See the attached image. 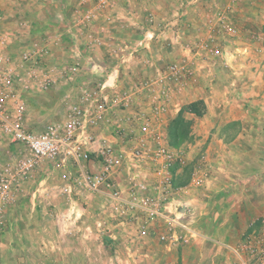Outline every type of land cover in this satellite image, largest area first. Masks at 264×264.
Masks as SVG:
<instances>
[{"label":"rangeland","instance_id":"1","mask_svg":"<svg viewBox=\"0 0 264 264\" xmlns=\"http://www.w3.org/2000/svg\"><path fill=\"white\" fill-rule=\"evenodd\" d=\"M187 1L156 0L149 18H153L154 24L159 28L172 22L177 26L184 17L188 24L199 28L205 24H217L219 31L214 36L210 48L220 49L223 55L215 57L207 51L199 58H194L191 64L192 74L184 82L194 99L183 100L181 103L182 122L171 127L174 133H171L173 135L170 138L169 124L181 111L168 121V141L174 143L172 148L181 156L176 166L175 185L183 190L178 191V196L179 199L184 198L186 192L192 191V188L187 187L197 178L203 177L201 183L205 188L207 182L215 181L217 186L222 184L220 188L225 191L219 192V199L227 202L224 207L226 211L221 214L226 218L223 225L232 226L228 228L232 238L242 237L238 247L246 241H251L257 248L262 241L263 249L264 0H198L193 8L194 15H181ZM121 7L130 9L125 0H0V54H5L14 62L18 72L23 75V80L31 77L32 81L49 76V69L52 67L60 70L70 60L72 49H78L83 56L92 55L95 58L94 50L98 48L93 46V43L100 39L103 46L98 51L101 53L102 48L106 46L107 54L105 53V58L103 55L104 61L99 64L110 67L117 59L116 53H112V45L117 39H125L127 36L131 41L135 39L131 33L123 37L115 31V25L124 24L122 22L129 25L125 18L115 19ZM98 8L110 9V15L101 20L84 17L88 14L94 15ZM221 11L225 14L226 25L236 30L232 36L226 34V28L218 23L217 13ZM208 14L213 16L209 18ZM84 20L90 21L86 24L82 23ZM79 21L82 30L75 32V46L70 41L71 33L59 25L78 24ZM199 33L200 31L196 30L195 36H199ZM2 40L5 45H1ZM45 40L54 43L47 47ZM199 41L207 42L204 39ZM199 44L191 49L197 51ZM52 54L56 57L54 61H51ZM25 55L29 56L27 61H23ZM182 59L183 57H180L167 64L165 61L158 66L163 68ZM76 63L81 64L78 61ZM91 63L82 64L86 69L92 67ZM81 68L83 69L82 65ZM51 72L54 74L52 69ZM89 80L86 79L87 82ZM132 80L125 77L121 82L122 86L128 89ZM83 81L81 74L76 83L80 85ZM97 83L99 80L93 84ZM40 85L41 82L39 86L32 83V87H28L32 90L31 94L28 92L24 95L28 105L29 124L37 130L50 122L63 121L64 112L60 108L64 107L63 98L70 92L68 85L61 80L48 89ZM20 89H23V85ZM76 95L77 93L71 98ZM203 97L208 98L206 103L205 98L195 101ZM71 100L74 102L76 97ZM192 104L201 111V116L190 110L193 108ZM197 117H202V120ZM233 117H241L243 121H232ZM197 121H205V131L210 132L211 136L217 135L224 142H212L207 146L196 139L193 133L196 131L198 134ZM185 122L189 125L183 127ZM241 133L247 135V141L234 143ZM175 134H178V138ZM13 149L15 147L9 146L7 141L0 140L2 162L7 160ZM218 166L222 170L214 171V167ZM42 167L24 184L17 200L8 208V227L0 237V264L180 263V245L176 244L178 251L175 250V253L169 256H162L157 249L156 245L165 243L161 239V224L157 226L154 236L133 240L142 250L149 247L152 250L150 255L140 257L139 261L121 255L116 248L121 241L118 239L116 245L115 242L110 243L108 238L100 234L95 224L98 219L100 221L106 218L98 200L76 199L75 207L71 206V202L63 197L58 189L62 184V174L53 171L50 164H43ZM206 192H209V189ZM231 205H235L232 208L235 212L230 210ZM230 212L240 214L234 218L233 213L229 215ZM202 225L205 231L209 232L212 227V231H216L212 224ZM153 238L155 241H150L149 244L143 242ZM211 248L213 247L207 246L208 252ZM185 264H194V258L191 257Z\"/></svg>","mask_w":264,"mask_h":264},{"label":"built area","instance_id":"2","mask_svg":"<svg viewBox=\"0 0 264 264\" xmlns=\"http://www.w3.org/2000/svg\"><path fill=\"white\" fill-rule=\"evenodd\" d=\"M217 14L226 34L234 35L236 30L226 25L224 12ZM212 40L202 42L197 51L186 49L187 55L181 61L159 68L154 78L141 82L137 88L140 92L156 94L151 100V112L141 106L133 109L134 94L115 91L116 87L107 80L99 84L83 81L76 100H64L63 121L50 122L39 130L29 124L28 105L20 89L23 75L8 56L0 54V140L15 147L5 162L0 159V237L8 227V208L24 184L43 164H50L64 171L58 189L71 206L77 204L76 199L98 200L106 218L95 224L109 241L119 236L113 231H123L133 239L148 238L161 224L164 242H186V233L194 234L193 209L169 198L180 191L175 181L181 156L168 141L164 117L171 100L169 87L184 85L192 74L194 58L207 51L215 57L223 55L220 49L210 48ZM1 45H5L3 40ZM28 59L25 55L23 61ZM62 74L68 83L76 82L82 74L81 64L64 68ZM51 85L52 80L46 76L40 87L48 89ZM119 109L129 110L126 120L137 126L139 134L124 136L126 147L112 143L95 147L93 132ZM202 179H195L189 187L202 185ZM233 252L238 258L250 255L239 264H264L262 241L257 248L246 241Z\"/></svg>","mask_w":264,"mask_h":264},{"label":"crops","instance_id":"3","mask_svg":"<svg viewBox=\"0 0 264 264\" xmlns=\"http://www.w3.org/2000/svg\"><path fill=\"white\" fill-rule=\"evenodd\" d=\"M125 1L128 3L130 9L128 10L126 8L121 7L115 19L125 18L126 20L129 21L128 22L129 25H127L125 22H122L124 24L115 25V31H117L123 37L125 34L131 33L135 39L131 41L128 36L127 37L125 36L126 37L125 39L123 38H120L119 40L117 39V41L112 45V47L114 48L112 50V53L114 55L115 52L116 53L115 56L117 57V59L114 60V64L110 67L99 64V62L101 63V61H104V58L106 56L105 55L106 46L102 48L100 53L98 49L101 48L103 45L101 44L100 39H98V41H94L93 43V46L98 48L94 50L96 52L95 58H93L94 56L92 55H89L88 57L83 56L82 53H79L78 49H72L70 52L71 55L70 60L66 63V65L62 66L61 69L63 70L64 68L71 66L75 64L76 61H78L81 63L83 67L82 77L84 79V82L93 84L97 80H99V83L103 82L104 80L105 81L107 80L109 81V83H111L116 87L115 91L132 92V94H134L133 109H137L139 108V106H141V108L144 111L151 112V108H152L151 100H153V97L156 94L151 92H146V93L140 92L137 88L141 84V82H143V80L154 78L157 73V70L159 69L158 66L159 64L165 63V61H166L165 64H167L172 60H177L180 57L181 58L184 57L185 55H187V51H185L186 49H190L191 47L199 44L201 42L199 40L203 41L204 39L205 41H207L208 38L212 36H213L212 38H214V36L217 35L219 29H217L216 27L217 24L214 25L212 23L211 25L213 26L205 24L201 28L195 27L192 24H188L189 22H186L185 17L184 19H181V22L177 26L175 25V22H172V23H168L166 26H162L161 28H159V26H156V24H154L153 18H149V16L152 15L153 8L156 4L155 2L156 0H125ZM194 1L195 0L187 1V5L181 15L188 14L192 16L195 14L194 13L195 10H193V8L195 6V3L198 2V0L195 2ZM104 9L98 8L96 9L94 15L91 14L90 16L88 14V16H84V17H88V19L93 17L92 20L93 19L101 20V18L105 19L107 16L110 15L109 13L110 9H106V10ZM144 11L146 12L143 13ZM145 15H147L148 17H145ZM213 15L208 14L207 16H209L210 18ZM183 20L185 22H183ZM89 21L84 20L82 21V23L88 24ZM80 24L81 22L79 21L78 24L61 23V25H59L67 28V32L71 33L70 41H72L73 44H75V46L77 42L75 32H77L78 30H82V28H80ZM196 30L200 31L199 36L197 35L195 36ZM45 42L47 43L46 44L47 47H49L54 43L53 41L52 43H50L49 40H45ZM72 52L74 55H72ZM54 58L56 57H54V55L52 54L51 61H54ZM146 61H150V63L148 64L146 63ZM85 62H87V64L93 62L91 63L93 64L92 67L86 68L87 69L86 70L83 66ZM51 69L54 71V74L51 72ZM61 69L58 70L57 68L52 67L49 69L50 73L48 75L52 80V84L57 83L59 80H61L62 83L68 85L70 92L67 93L63 98L64 100H67L68 98H71L72 95H75L76 93L78 94L79 83L76 82L68 83V81L63 76ZM125 77H129L130 80L132 79L136 80V81L133 80L131 81L132 84L128 89L124 88V86H122L121 83ZM30 78L31 77H28L23 81H21V85H23V89H21L23 91V96L25 95V93L28 92H30L29 94H31L32 90H30L28 87H32L31 86L32 83L33 85L39 86L40 82H42L43 80L42 78H40L37 80L33 79L32 81H30ZM86 79L87 80L90 79L89 80L90 82L89 81L87 82ZM138 80H141V82H139ZM169 91H170L171 100L168 105V109H167L168 111L164 117V120L167 123V125L170 118L177 115L178 112L182 110L181 103H183V100L192 99L194 97V95L192 96L190 95V91L189 89H187V87H185V84L183 86H178V87L171 86L169 87ZM74 97H77V95L73 96V98ZM204 98L205 97L197 98V100L195 101H199V99L203 100ZM206 100H208V98L204 99L205 103L207 102ZM60 109L62 110V112H64L63 110L64 107L62 108L61 106ZM132 111L134 110H131V112ZM206 111H208V109ZM128 113L129 110L119 109L113 112L111 115H109L107 118L108 122L107 121L104 122L101 125V127L96 129L95 132H93L92 134L94 139V146L98 147L101 145L104 146L112 143V144H116L119 147H126L127 143H125L126 138L124 136L130 137L139 134L137 126L130 124L126 120V116ZM197 118H200L202 120V117H197ZM231 120L243 121L241 117H233ZM205 125H206L205 121H200V122L197 121L198 134H196V131L193 133L195 134L196 139H199L200 142H202L205 145L207 144V146L212 142H224V140L218 138L217 135H212V136L209 135L210 132L205 131L206 129ZM196 135H198L199 137ZM245 141H247V135L241 133L237 136L234 143H238V142L244 143ZM220 170L222 169L219 166L214 167V171H220ZM42 171L43 170H41V172ZM53 171H57L62 175L64 173V171L60 169L55 170L53 168ZM217 184L218 183H216L215 181H212L206 183L207 186L206 188L204 187L203 184L195 188L192 187V191L190 190L189 192H186L184 198L181 197V199H179V196L177 194L171 195V197H169L171 201L183 200L184 203L192 207L193 216H192L191 228L194 234L186 233L187 241L186 242L182 241L179 244L180 245L179 247H181L180 249L177 248V246L174 243H170L169 241L168 243L165 242L161 245L159 244L156 245L157 249L160 250V252L162 253V254L160 253L162 256H169L170 254L175 253L174 252L175 250L178 251L179 249L181 251V255L179 253L180 256L179 264H185L187 261H189L191 257L194 258V264H216L215 262H218L217 264H239L242 260H247L250 258L249 254L248 255L243 254L242 258H238L233 252L234 248L240 249L244 244L238 247V242H240V239H242V237H237L238 239L232 238V235L228 230V228H231L232 226L230 224L227 225L226 227L223 225L226 223L225 222L226 218L221 214L223 211H226L224 207L227 202L225 203L224 200L219 199L220 197L219 192L221 191L223 192L225 190L224 188L223 189L220 188L222 184H219V186H217ZM187 188H191V187H187ZM208 189L209 192H206ZM182 190H180L179 192H181ZM235 205H237L238 207L240 206L239 203H235ZM235 205H231L230 207V210L233 212H235V210L232 208ZM233 212H230L229 215H231V213ZM239 214H240L239 212L238 214L233 213V217L236 218L238 217L237 215ZM203 223L212 224V226H214V229L216 231L215 232L212 231L213 227L209 229V232L205 231L206 229H204L202 225ZM113 232L119 234L116 240L112 242H115L116 245L118 239L119 242L121 241L119 245H116V248H118L117 250L121 255L129 256L132 260H137V261L140 260V257L144 258V256L150 255V252L152 250H150L149 247H146L147 250H142L141 249L142 247L140 248L138 244H134L135 238L133 239L132 237H129L127 235L123 236L122 233L123 231L122 232L113 231ZM154 238L149 239L148 241L144 240L143 242L145 244L146 243L149 244L150 241L152 242L155 241ZM209 245L212 246L213 248H211L210 251L208 252L207 246ZM186 249H188V252H186Z\"/></svg>","mask_w":264,"mask_h":264},{"label":"trees","instance_id":"4","mask_svg":"<svg viewBox=\"0 0 264 264\" xmlns=\"http://www.w3.org/2000/svg\"><path fill=\"white\" fill-rule=\"evenodd\" d=\"M192 107L193 108H191L190 110L192 111V112H197L196 114L197 115H199V116H201V111L200 110H197V106L194 104H192ZM182 111L179 113V116H177V118L176 119H174L172 122H170V126H169V128H170V130H169V138H170V136L171 135H173V134H171V133H174V129L173 128H171L172 126H178L181 122H182ZM189 125V123L188 122H185V125L183 126V127H185V126H188ZM173 129V130H172ZM176 132V131H175ZM178 134H175V136H177ZM177 138H178V136H177ZM179 141V140H178ZM170 144H171V146H173V142H171L170 141ZM178 144V143H177Z\"/></svg>","mask_w":264,"mask_h":264}]
</instances>
